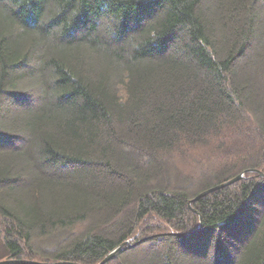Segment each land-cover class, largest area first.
<instances>
[{"label": "trees", "instance_id": "16d2710c", "mask_svg": "<svg viewBox=\"0 0 264 264\" xmlns=\"http://www.w3.org/2000/svg\"><path fill=\"white\" fill-rule=\"evenodd\" d=\"M261 2L0 0V136L26 142L15 155L32 162L0 156V261L97 264L130 240L104 264H132L147 243L165 245L152 264H264V205L234 230L264 195ZM196 146L216 170L177 172L174 189L134 160ZM105 206L108 232L95 223ZM233 233L246 242L224 248Z\"/></svg>", "mask_w": 264, "mask_h": 264}, {"label": "rangeland", "instance_id": "374dc122", "mask_svg": "<svg viewBox=\"0 0 264 264\" xmlns=\"http://www.w3.org/2000/svg\"><path fill=\"white\" fill-rule=\"evenodd\" d=\"M259 4H260V7H264V3L263 2H261ZM222 13L224 15L226 14V16H227V12L226 11H222ZM230 29H233V28H230ZM21 86L22 87H20V89L24 90L25 92L26 91L29 92V90H30L29 88L27 90V89H24V88H26V87H24V85H21ZM21 100L24 101L25 99L21 98ZM19 109L20 108H18V110H17V108L14 109V107L9 104V114L5 115V116L10 117L12 115H16L18 112H15V111L16 110L19 111ZM244 116H245V119L238 118L237 121H235L236 123L234 124V128L235 127L238 128V127H240L242 125H246L247 126L251 122V120L248 118V116L246 114ZM253 116H255V115H253ZM251 130L252 129L246 130V131H242L243 132L242 135L246 139V141H249V143H251L252 146H255V145L258 144V141L256 139H254V138H251L252 137V135H251L252 131ZM25 143L26 142L23 143L22 140H20V138H18V137L17 138L15 137L14 139H10L9 140L5 136H2V137L0 136V144L2 145V148H0V156L5 161L11 160V158H9L8 156H12V157L15 156L17 158V160H19L20 165L21 166L24 165L23 162L25 161V159L27 160V162L29 161V159L27 157H24V156L20 157L19 155H15V154L24 152V149L26 148L25 147V145H26ZM194 148L195 149H193V150H184L183 152L181 151L180 153H176V154L175 153L174 154H170V153L164 154L163 152H160V151L158 152L157 151L155 153V155H154V151H153V153H150L147 156V154H145V153L138 152L136 154L134 160H135L136 163L139 164L140 168H142L143 171H148L149 172V178L148 179H149V182H150L151 185H154V184H156V183H158L160 181L163 182L164 175H162V174H166L167 175L166 179L169 178L170 184H171V188L174 189L175 188V182L172 181V180L175 178V176H176L175 174L177 172L178 173L181 172V173L187 174V175H193L197 179L198 175L204 174V175L208 176L211 173H213L216 170V168H217V165H215L214 162H216V160H218V159L214 160V158L213 159H209L206 156L203 157L204 155L199 152L201 148L198 147V146H196ZM227 159H229V158H227ZM158 160L162 161L163 164H164L163 170L162 171L160 170L161 172H159V171L156 172L154 170L155 168L152 167V166H154V167L158 168V162H157ZM30 163H32V162L29 161V164ZM221 163H223V162H221ZM149 168H153V169H149ZM163 171H164V173H163ZM124 178L120 177V179H122L120 181V183H119V185L121 187H125L126 186V180ZM101 180L104 181V182H101V183L98 182L97 185H98L99 188L102 187L101 189H105L106 186H107L106 185V181H105V179H101ZM116 182H117V180H116ZM19 190L20 189H18V191ZM262 194L258 195V197H257L256 201L254 202L253 206L250 207L252 209H250L247 213H246V211H244V213H242L243 216H241V217L239 216V218H238V220L236 222L237 224L235 225L236 228H234V230L236 232H237V228L240 227V225H241V223H243V221H245L246 223H249L251 218H252L251 214L254 213L255 211L259 210L261 208V206L264 205V200H263L264 199V195L262 196ZM102 202L104 204L107 203L106 199H104ZM129 206L130 205L128 204L127 209L130 208ZM133 207H135V206L133 205ZM111 209H112L111 207L105 206V209H103L100 213H98V212L96 213L98 219H95V223L100 225V228L103 231H105V232L109 231V227L110 226H108L109 225L108 224L109 220L107 218H109L108 214H110V212H112ZM110 215H112V214H110ZM120 219H122L124 221L126 219V216H123V214H120V213L119 214L114 213V216L111 217L110 221L114 222V221H117V220H120ZM134 223L135 222L133 221V225H134ZM91 224H92L91 222H89L87 224H84V225L77 224L75 230L77 232H79V233H82L87 228H89V226ZM228 236H229V237H227L228 240H227V242L225 241V246H224V248L228 247L227 249H230L231 247L236 248L237 247V245H235L236 242H237L238 245H240V244L243 245L246 242L245 240L247 239V236L243 235L242 237H239L238 234H235V233H233L231 235H228ZM207 238H208V239H206L207 241L205 239H203V241L199 244L203 248L208 246L209 237H207ZM36 240L37 239H36L35 235H33V238H32V240L29 241V243L31 245L37 244ZM147 244H143L140 247V250L137 253H133V254H130V255L127 256V259L130 261V263H132V264H152V262L150 261L151 260L150 256L153 254V250H157V251L159 250V252H160L161 250L165 249V245H160L158 243L155 244L153 247H151V249L148 248V247L146 249V245ZM241 248H242V246H241ZM229 253H232V250H230ZM238 254H240V250H239V252H236V254L234 255V258L236 257V261H238ZM232 258H233V256H232Z\"/></svg>", "mask_w": 264, "mask_h": 264}, {"label": "water", "instance_id": "95a60500", "mask_svg": "<svg viewBox=\"0 0 264 264\" xmlns=\"http://www.w3.org/2000/svg\"><path fill=\"white\" fill-rule=\"evenodd\" d=\"M243 173H240L238 174L237 176H235L234 178L226 181V182H223L219 185H216L212 188H209L207 190H204L200 193H198L194 198H193V201L197 200L198 198L204 196L205 194L217 189V188H220V187H223L227 184H230L240 178L243 177ZM259 176H263L264 177V174L261 173L260 171L258 172ZM201 226H199L196 230H193V231H190V232H186V233H176L175 235L177 236H187V235H190V234H193V233H196L199 231ZM124 245H127V246H130V240H126L124 242H122L121 244H119L118 246H116L113 250H111L98 264H103L105 263L107 260H109L111 257L114 256V254L119 251ZM0 264H45V263H37V262H32V261H25V260H3V261H0Z\"/></svg>", "mask_w": 264, "mask_h": 264}]
</instances>
